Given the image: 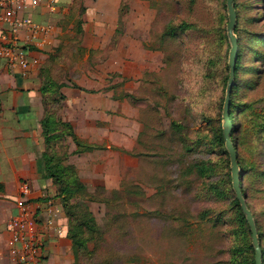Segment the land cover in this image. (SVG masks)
<instances>
[{
    "label": "rangeland",
    "instance_id": "1",
    "mask_svg": "<svg viewBox=\"0 0 264 264\" xmlns=\"http://www.w3.org/2000/svg\"><path fill=\"white\" fill-rule=\"evenodd\" d=\"M88 1L64 6L61 43L43 69L47 84L102 91L116 102L107 112L106 141L85 145L105 151L111 146L117 164L112 171L121 174L100 185L78 184L85 191L73 199L76 215L89 225L96 221L99 232L75 264H241L252 237L233 205L229 152L213 139L224 132L230 73L227 0H125L129 9L120 32H98L94 22L88 27ZM235 3L242 68L231 138L240 186L264 234V145L258 133L264 122V0ZM55 92L51 109L75 132L65 121L66 97ZM63 130L53 154L66 162L71 137ZM203 165L210 170L207 179L199 175Z\"/></svg>",
    "mask_w": 264,
    "mask_h": 264
},
{
    "label": "crops",
    "instance_id": "2",
    "mask_svg": "<svg viewBox=\"0 0 264 264\" xmlns=\"http://www.w3.org/2000/svg\"><path fill=\"white\" fill-rule=\"evenodd\" d=\"M71 1L58 0L55 12L41 8L35 14L37 21L52 25L53 31L40 36L38 45L41 46H32V64L25 76L20 71L10 70L7 63L0 59V264H15L7 227L18 211L17 200L24 183L30 186L32 208L44 238L42 264H75L68 217L58 188L52 179L44 178L43 157L47 149L44 120L50 115L58 119L51 109L52 102L58 99L57 88L51 84L53 81L46 86L50 75L44 73L43 69L48 67V54L61 43L63 8ZM122 1L89 0L85 18L87 26L94 22L93 29L98 32H117L118 23L123 19L120 16ZM107 13H110V19ZM92 14L101 15L92 17ZM86 32H89L88 29ZM22 35L27 40L31 36L29 32ZM44 86L48 87L45 93L42 92ZM63 87L61 93L66 97L65 121L74 126L82 144L102 145L108 132L105 125L107 112L114 110L116 102L102 91L91 94L84 89ZM121 131L118 132L119 143L122 142ZM67 144L70 146V156L65 164L77 169L81 185L115 181L121 174V171H112L117 164L111 146L108 151L97 148L93 152L75 154L78 148L73 140H68ZM117 146L114 144V147Z\"/></svg>",
    "mask_w": 264,
    "mask_h": 264
},
{
    "label": "built area",
    "instance_id": "3",
    "mask_svg": "<svg viewBox=\"0 0 264 264\" xmlns=\"http://www.w3.org/2000/svg\"><path fill=\"white\" fill-rule=\"evenodd\" d=\"M58 0H0V59L12 71L28 72L32 61V46H37L40 36L53 31L52 25L36 20L41 8L55 12ZM30 33V39L23 38ZM31 189L24 183L17 200V213L8 223L10 245L15 264H42L44 238L39 230V220L32 208Z\"/></svg>",
    "mask_w": 264,
    "mask_h": 264
},
{
    "label": "trees",
    "instance_id": "4",
    "mask_svg": "<svg viewBox=\"0 0 264 264\" xmlns=\"http://www.w3.org/2000/svg\"><path fill=\"white\" fill-rule=\"evenodd\" d=\"M234 8L236 10L237 20H238V12H237L238 6L235 3V0H234ZM127 9H129L128 3L125 0H123L121 8H120V16L122 18H123V15H125ZM117 32H120V30L118 29ZM238 47H239V42H238ZM241 68H242V52L240 49H238L236 65H235L234 85H233V91L231 95V104H230V109H229V118L232 122V125H233V122L237 121L236 119L233 118L234 114L238 111V109H235V104H234V96H235V90H236L234 87H235L236 79L238 77V73L241 70ZM229 78H230V73L229 75H227V78H226L227 83L229 82ZM51 84H53L54 87H57L56 91L60 90L63 87L62 85H56L53 82H51ZM47 85L48 84L46 83V86ZM46 88L48 87L44 86L42 88V92L45 93ZM126 98L134 99L132 95H126ZM251 107L252 105H246V108H251ZM64 128H68L70 130L69 135L78 148L75 154H79L83 152H92L97 148L94 146H90V145L87 146V145L82 144L80 139L75 134V132L72 131L73 130L72 126L68 123L60 122V120L57 119L55 116L50 115L44 120V136L46 139V146H47L46 152L44 153V156H43L44 162H45L44 178L52 179L54 184L58 188L59 197L61 198V202L63 204L66 215L68 217L69 238L73 242L75 261L77 262L80 252L87 249V243L89 242V240L94 239L93 235L96 234L97 236L98 235L97 233L99 231L95 224L96 221L91 219L92 220L91 222L93 223L92 225H89V223L83 220L82 217H79L76 215L77 212L75 210V207L73 206L74 204H72L73 199L77 198L81 192L85 191L83 187L78 186L79 178H78L77 169L74 166L66 165L65 162H62L59 158L55 156V154H53L54 148H56V146L54 145L55 143H57V141H59V139H61V137H63V135L62 134L60 135V133H63L62 131H64L63 130ZM259 128L260 129L258 133L261 136L262 143L264 145V122L259 124ZM213 139L217 140L218 145L222 146L225 144L224 133L217 135V137L216 138L214 137ZM262 149H264V146ZM238 164L240 165L239 161H238ZM209 171L210 170L205 165H203L199 170L200 177L207 179V175ZM243 173L244 174L247 173V170L244 169ZM232 188L234 191L233 186ZM211 189L214 191H218L217 188H213V186L211 187ZM241 189H242L243 195L245 196L244 187L242 186ZM218 195L221 196L222 192H218ZM233 205L234 207H236L237 216H238L237 218H239V223L243 227L247 228L249 236L252 237L250 226L247 222L246 216L244 215L242 211V208L240 206L239 200L237 199L236 195L234 196V199H233ZM248 208L250 209L249 205H248ZM86 215L90 216L89 213H87ZM256 227L258 230V235H259V240H260V245H261L262 255H263L262 264H264V246H263V242H264L263 235L264 234L261 228L259 227V224L256 223ZM239 251L240 250H238V252H235V253L237 254L239 253ZM243 251L244 252L248 251V256L244 258V262H242L241 264H256L255 248L253 246V240L251 241L250 246L245 248Z\"/></svg>",
    "mask_w": 264,
    "mask_h": 264
},
{
    "label": "water",
    "instance_id": "5",
    "mask_svg": "<svg viewBox=\"0 0 264 264\" xmlns=\"http://www.w3.org/2000/svg\"><path fill=\"white\" fill-rule=\"evenodd\" d=\"M227 8L229 13V23L227 26L228 29V37L231 43V49H230V57H229V67H230V78L228 82V88H227V94L225 98L224 103V139H225V145L229 152L230 159H231V172H232V178H233V187L237 196V199L239 200L240 206L242 208L243 213L246 216L247 222L250 226L251 233H252V240H253V246L255 248V261L256 264H262V249L260 245L258 230L256 227V222L254 219V216L250 209L248 208L246 198L243 195L241 186H240V169L238 164V155L236 148L234 147L231 133L233 130L232 122L229 118V109L231 104V95L233 91V85H234V77H235V65H236V58L238 54V38L234 34V30L237 24V13L234 8V0H227Z\"/></svg>",
    "mask_w": 264,
    "mask_h": 264
}]
</instances>
